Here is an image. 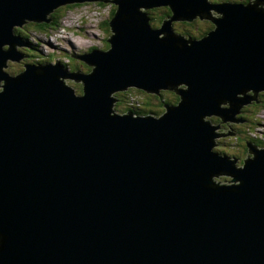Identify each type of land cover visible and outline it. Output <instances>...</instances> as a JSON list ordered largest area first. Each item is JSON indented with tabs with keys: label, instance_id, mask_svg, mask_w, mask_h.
<instances>
[{
	"label": "water",
	"instance_id": "water-1",
	"mask_svg": "<svg viewBox=\"0 0 264 264\" xmlns=\"http://www.w3.org/2000/svg\"><path fill=\"white\" fill-rule=\"evenodd\" d=\"M86 1L103 2L0 0V264H264V147L241 165L215 151L220 124L264 91V0H106L109 47L78 58L88 73L4 71L24 58L15 27ZM196 19L213 28L175 32ZM129 88L178 101L115 114Z\"/></svg>",
	"mask_w": 264,
	"mask_h": 264
},
{
	"label": "rangeland",
	"instance_id": "rangeland-1",
	"mask_svg": "<svg viewBox=\"0 0 264 264\" xmlns=\"http://www.w3.org/2000/svg\"><path fill=\"white\" fill-rule=\"evenodd\" d=\"M104 1L106 0H103V2H101L103 3L102 6L98 5L97 1H86L82 4H78L77 6L69 5L60 7L58 11V14L60 16L56 23L57 27L55 28L39 31L36 30L35 26L32 24L24 25L22 27V33L26 34L25 37L27 38V46L25 45L23 47H18L17 50L20 53L23 52L25 54V57L19 62L9 60L5 69L6 72L9 75H16L23 70V64L26 63L37 65H54L56 63H59L63 67L64 71L68 74L79 75L82 73H88L90 68L87 65L81 63L79 61L80 59L78 58L84 55L86 52L90 51L91 48L106 50L105 47H107L108 45L107 43H105V40L109 37L110 32L107 31L108 27L104 25V23H107V21L110 19L112 3H104ZM209 1L212 3L216 0ZM223 1L232 2V0H220L219 2ZM247 1L248 0H246V2ZM237 2H239V0H237ZM194 22L195 25L193 27L200 28L204 25H207L209 21L196 19L193 21V23ZM199 22H201V26ZM180 23L181 22H178L173 25L175 32L178 33L182 30H187L188 28H190V26H182ZM209 23L211 24V22ZM75 68L77 69L75 70ZM13 72L16 74H13ZM64 82L68 86L72 87L76 94H81V92L78 93V91H81L82 89L80 81L65 78ZM130 91V95L137 98L138 100L142 101L143 99L150 104H155L154 100L156 101V99L153 97H149V94L136 92L135 89H130ZM162 92L164 94V97L172 96V98L174 99L175 97L177 98V95H175V93L172 91L162 90L161 93ZM260 94H262L264 97V91H260L255 99L251 100L249 103H247V105L244 106L246 107L244 112L246 113V115H253L252 120L255 117V123L254 121L249 124L245 123L244 125L243 121L237 123H224L227 127L232 125L235 129L238 130H240L242 127L243 136L240 140L236 138L235 133H228V130L220 129V132L225 134L217 139V146L215 147V151L219 153L220 151L227 152L228 155H230L231 157H235L239 161L238 164H241V160L245 159L248 156V153L245 149V144H247L245 140L247 136H250L252 138L258 136V138L256 139H261V141L264 142V107L261 109L257 104L258 108H255L256 103H260ZM153 95L155 94H152V96ZM129 99V95H127L126 98L123 99V101L128 102ZM263 101L264 100H262V102ZM156 109H158L157 106ZM160 110L161 111L159 112V115L164 112L163 108H160ZM119 114L122 113L119 112ZM146 116L151 115L147 114ZM213 119L214 118H212V120ZM216 120L219 121L218 119ZM235 121H238V119L235 118ZM214 123L219 124L217 122ZM260 146L264 147V143ZM227 180H229V178L224 176L215 178L216 182L221 183Z\"/></svg>",
	"mask_w": 264,
	"mask_h": 264
},
{
	"label": "trees",
	"instance_id": "trees-1",
	"mask_svg": "<svg viewBox=\"0 0 264 264\" xmlns=\"http://www.w3.org/2000/svg\"><path fill=\"white\" fill-rule=\"evenodd\" d=\"M218 1H220V0H218ZM240 1L241 0H239V2ZM242 2L243 3H247L246 0H244V1L242 0L241 3ZM97 4L100 5V6L103 5V3H101V1H98ZM74 6H77V4H74ZM59 9L60 8L55 9L50 15H48V19H50V21H51L48 25L44 24V23H42V24L39 23L38 24V23H33V22L32 23L31 22H27L26 24L34 25L36 30H39V31H43V30L50 29V28H55V27H57L56 23H57L58 18L60 16L58 14ZM114 9H115L114 6L111 5L110 19L112 18L113 14H114ZM148 14H149V17H150V24L152 26H159L161 21L163 19H165L170 14V12H169V10L166 7H164V8L150 10V11H148ZM155 15H157V16H155ZM108 22H109V20L107 21V23H104V25H106L108 27L107 31L110 32ZM199 23H200V26H201V22H199ZM26 24L24 23V25H26ZM180 24L182 26H184V25L190 26V28H188L187 30H182V31L178 32V33L184 35L186 38L199 39V38L205 36L207 34V32L210 31L213 28V25L210 24L209 22L207 23V25H204V26H202L200 28L193 27L195 25V22L194 23L193 22L192 23H180ZM16 32H19L20 34H23L20 30H17ZM22 37H23L25 43L27 44V38L25 36H22ZM106 40H105V43H107ZM105 49H108V45H107V47H105ZM32 51H34V50H32ZM35 59H37V58H35ZM79 61L81 63L85 64L83 61H81V60H79ZM76 69L77 68H75V70ZM87 70H89V69H87ZM13 74H16V73L13 72ZM135 91L143 93L141 91H137V90H135ZM80 92L82 93V91H78V93H80ZM130 92L131 91L129 89L126 92L123 91L121 93H116L115 94L117 102L114 105V109H113L114 112H116V113L120 112V113L135 114L137 116H139V115L140 116H142V115L146 116L147 114H150L151 116L152 115L158 116L159 112L161 111L160 108H163L164 105H175L177 103V101H178V97L177 98L175 97V99L172 98V96L171 97H164L163 92L162 93L159 92V94H155L153 96H152V94H149V97H151V98L153 97V98L156 99V101L154 100V102L156 104L155 105V104H150L149 102H146L143 99H142V101L138 100L137 98H135L132 95H130ZM127 95H129L130 99L128 100V102L127 101H123V99L126 98ZM259 100H260V103H259L258 106H259V108L262 109L264 107V101L262 102V100H264V97H263L262 94H260ZM124 102H126V103H124ZM156 106H157L158 109H156ZM258 106L256 104L255 108H258ZM245 109H246V107L243 108L241 113H240V115H237V117H236L240 121H243V125L245 123L249 124L252 121H254V119H255V117H254L253 120H252L253 115H251V116L248 115V114L246 115V113L244 112ZM253 112H254V110H253ZM212 121L219 123V121H217L215 118ZM254 123H255V121H254ZM221 127H224V129L228 130L230 133H233V134L235 133L236 134V138L239 139V140L243 136L242 127H241L240 130L235 129L232 125H230V126H228V128H226L227 126L225 124H222ZM256 138H258V136H255V138L247 136L245 141H246V143H248V142L254 143V144H257L259 147H261L260 145H263L264 142L261 141L260 139H256ZM245 149L247 151V144H245ZM220 154H223V155H226L227 157L236 159L235 157H231L230 155H228L227 152H224V151H220ZM243 160H241V162H240L241 164H242Z\"/></svg>",
	"mask_w": 264,
	"mask_h": 264
},
{
	"label": "clouds",
	"instance_id": "clouds-1",
	"mask_svg": "<svg viewBox=\"0 0 264 264\" xmlns=\"http://www.w3.org/2000/svg\"><path fill=\"white\" fill-rule=\"evenodd\" d=\"M97 2H98V1H97ZM27 22H30V21H26V22H24V23L26 24ZM31 23H32V22H31ZM33 23H35V22H33ZM38 24H39V23H38ZM41 24H42V23H41ZM23 26H24V24H23L21 27H15V28L13 29V32H14V34H15L16 36H18V35H19V36H24V34H20L19 32H16L17 30H20V31L22 32V27H23ZM25 35H26V34H25ZM4 48L7 49L8 46H4ZM22 53H23V52H22ZM23 55H24V57H25V54H24V53H23ZM7 64H8V62L6 63V67H7ZM26 64H27V63H26ZM24 65H25V64H23V70H22V71H24ZM34 65H35V64H34ZM36 65H37V64H36ZM42 65H45V64H42ZM6 67L4 68V71H5V72H6V70H5ZM22 71H21V72H22ZM6 73H7V72H6ZM19 73H20V72H19ZM19 73H18V74H19ZM12 76H16V75H12ZM130 89H134V88H130ZM135 90H137V89H135ZM126 91H127V90H126ZM138 91H141V90H138ZM141 92H143V91H141ZM143 93H146V92H143ZM147 94H150V93H147ZM243 108H244V107H243ZM243 108H242V109H243ZM242 109L240 110V113H241ZM240 113H239V114H240ZM122 114H126V113H122ZM129 115H133V117H147V116H143V115H142V116H140V115L137 116V115H135V114H129Z\"/></svg>",
	"mask_w": 264,
	"mask_h": 264
},
{
	"label": "bare ground",
	"instance_id": "bare-ground-1",
	"mask_svg": "<svg viewBox=\"0 0 264 264\" xmlns=\"http://www.w3.org/2000/svg\"><path fill=\"white\" fill-rule=\"evenodd\" d=\"M208 1H209V0H208ZM209 2H210V1H209ZM71 5H74V4H71ZM77 5H78V4H77ZM64 6H69V5H64ZM61 7H62V6H61ZM58 8H60V7H58ZM58 8H56V9H58ZM114 8H115V6H114ZM54 10H55V9H54ZM54 10H53V11H54ZM53 11H52V12H53ZM52 12H51V13H52ZM51 13H50V14H51ZM50 14H49V15H50ZM46 16H47V15H46ZM47 19H48V16H47ZM109 20H111V19H109ZM42 23H44V22H42ZM176 33H177V32H176ZM178 34H179V33H178ZM183 36H184V35H183ZM106 42H107V40H106ZM15 43H16V45H15V50H16V51H18V50H17L18 47H23V46H25V45L27 46V44L25 43L23 37H22V36H19V35L17 36V38H16V42H15ZM107 43H108V42H107ZM108 47H109V44H108ZM100 50H101V49H100ZM18 52H19V51H18ZM86 53H88V52H86ZM86 53H85V54H86ZM15 54H16V53H15ZM81 91H82V89H81ZM147 93H148V92H147ZM149 93H150V92H149ZM81 94H82V93H81ZM113 112H114V111H113ZM114 113H115V114H118V113H116V112H114Z\"/></svg>",
	"mask_w": 264,
	"mask_h": 264
},
{
	"label": "flooded vegetation",
	"instance_id": "flooded-vegetation-1",
	"mask_svg": "<svg viewBox=\"0 0 264 264\" xmlns=\"http://www.w3.org/2000/svg\"><path fill=\"white\" fill-rule=\"evenodd\" d=\"M44 24H47V23H44ZM47 25H48V24H47ZM24 36H26V35L24 34ZM27 48H28V47H27ZM91 50H94V49H93V48H91V49H90V51H91ZM98 50H99V49H98ZM90 51H88V52H90ZM22 54H23V53H22ZM256 104H258V105H259V103H256ZM251 107H252V106H251ZM244 108H245V107H244ZM219 123H220V122H219ZM221 125H222V124H221ZM227 128H228V127H227ZM221 130H225V129H224V127H222V129H221Z\"/></svg>",
	"mask_w": 264,
	"mask_h": 264
}]
</instances>
